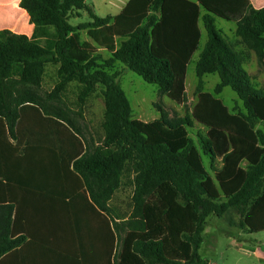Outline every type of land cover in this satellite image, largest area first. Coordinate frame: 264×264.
<instances>
[{"label":"trees","instance_id":"obj_1","mask_svg":"<svg viewBox=\"0 0 264 264\" xmlns=\"http://www.w3.org/2000/svg\"><path fill=\"white\" fill-rule=\"evenodd\" d=\"M19 7L34 31L30 38L0 31V122L5 141L6 130L15 141L8 144L11 161L0 178L62 199L83 197L107 233L101 264H203L198 250L206 219L231 208L241 212L246 232H264V136L254 130L255 123H264V90L252 86L243 68L252 51L264 69V7L256 10L249 0H128L117 15L103 18L86 0H20ZM79 11L89 21L71 25ZM216 18L235 23L236 40L216 28ZM199 22L207 41L196 63L200 81L191 115L167 119L160 110L151 122L132 119L118 73L106 69L123 63L182 102L187 64L200 43ZM82 31L91 41L81 40ZM100 49L110 57L99 64ZM48 65L57 66L61 83L83 85V95L95 85L103 88L102 144L89 143L57 105L61 83L39 94ZM207 74L219 76L215 94L230 87L247 113L233 114L203 92L201 78ZM193 121L207 129L206 154L222 159L215 179L188 135ZM130 165L132 215L117 222L108 203ZM12 210L0 206V264L25 240L14 238ZM48 259L40 252L34 264H49Z\"/></svg>","mask_w":264,"mask_h":264},{"label":"rangeland","instance_id":"obj_2","mask_svg":"<svg viewBox=\"0 0 264 264\" xmlns=\"http://www.w3.org/2000/svg\"><path fill=\"white\" fill-rule=\"evenodd\" d=\"M115 0H86L97 17L103 18L114 15L117 9L109 4ZM89 21L88 15L84 11L73 14L69 19L71 25H78ZM215 26L224 32V36L236 40L234 22H229L216 18ZM82 41H91L86 32H80ZM207 41V33L201 25V38L198 49L192 55L186 68L185 76V99L182 102L172 101L163 95L157 85L147 84L143 79L120 62H115L106 69L109 74L118 73V82L129 102L132 119L142 122H151L161 116V111L165 113L167 119L183 118L190 116L193 106L197 101L199 78L196 75V63L199 55ZM237 50H243L241 46ZM98 63L107 61L110 54L105 50H99ZM243 68L249 74L250 82L258 91L264 90V69L258 63L254 52L249 51ZM61 83L57 76V66L48 65L42 79L39 94L46 96L53 92ZM220 83L217 74H207L201 78V90L208 92L220 99L228 110L233 113L246 114L243 102L230 87H224L219 94L214 93L217 84ZM57 95V105L68 113L75 123L81 128L84 138L98 146L103 142L102 122L104 115V101L101 94L102 87L95 85L92 92L83 95L84 86L77 82L61 83ZM84 96L83 103L80 98ZM56 104V101L50 102ZM254 130L259 131L264 136V123L257 122ZM188 135L197 149L204 170L213 179L215 173L222 167V159H212L206 154L202 139L206 136L207 129L193 121L187 127ZM247 163L242 162L241 167L246 168ZM135 172L133 167L121 174L120 185L108 203L110 214L116 221H125L132 215L133 204L132 195L134 191ZM120 219V220H118ZM203 264H264V232L248 233L242 228V215L239 209L231 208L221 216L211 215L206 219L203 233V243L198 250Z\"/></svg>","mask_w":264,"mask_h":264},{"label":"crops","instance_id":"obj_3","mask_svg":"<svg viewBox=\"0 0 264 264\" xmlns=\"http://www.w3.org/2000/svg\"><path fill=\"white\" fill-rule=\"evenodd\" d=\"M19 2L20 0H0V31L6 30L30 38L34 26L26 11L19 7ZM127 2L128 0L109 1L117 9L116 14L110 16L117 15ZM249 3L256 10L264 7V0H249ZM201 25L203 26L202 22H199L200 32ZM2 121L0 174L10 165L8 144H15L9 137L8 130L6 141L3 138L4 120ZM0 206L12 207L14 238L25 239L12 259H4V264H34V258H38L40 252L49 255L46 260L49 264H101L99 259L107 233L104 224L100 223L83 197L62 199L0 178Z\"/></svg>","mask_w":264,"mask_h":264}]
</instances>
